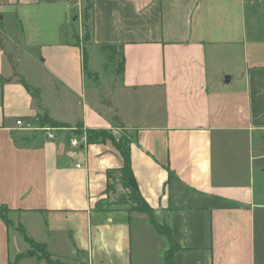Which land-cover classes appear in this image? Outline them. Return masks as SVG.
<instances>
[{
    "label": "crops",
    "instance_id": "crops-1",
    "mask_svg": "<svg viewBox=\"0 0 264 264\" xmlns=\"http://www.w3.org/2000/svg\"><path fill=\"white\" fill-rule=\"evenodd\" d=\"M91 2L92 45L124 57L108 102L87 95L74 37L86 0H0L14 24L0 35V207L13 223L0 218V264H48L18 224L65 264H165L151 217L108 206L119 152L86 144L77 124L133 133L131 169L180 246L174 264H264V0ZM43 111L70 127L48 139L16 125L41 126Z\"/></svg>",
    "mask_w": 264,
    "mask_h": 264
},
{
    "label": "trees",
    "instance_id": "trees-1",
    "mask_svg": "<svg viewBox=\"0 0 264 264\" xmlns=\"http://www.w3.org/2000/svg\"><path fill=\"white\" fill-rule=\"evenodd\" d=\"M91 14H92V2L91 0H86V4L82 12V26L83 28H85V32H86L85 36L83 37V40L85 41L91 39V31H92V25H93L92 20H91ZM76 44L80 45V42L78 39H76ZM102 47H106V48L108 47V48H111L112 50L113 48H115L112 45H102ZM82 53H83V68L85 71L87 61H88V55H87V50L83 47H82ZM116 55L119 58L118 73H121L123 69L124 57H123L120 47ZM20 81L23 84V86L27 89V91L32 95L37 107L40 108L41 107L40 106V90L26 83V81L22 77H20ZM40 121H41V124H40L41 126L49 125L52 127H60V128L70 127L69 125L65 123H61V122L55 121L47 117L45 111H43V114L40 117ZM121 129H122L121 136L116 137L112 133V131L108 128H86L84 130L80 127V124H77L75 135L81 136L82 134H84L86 144L102 143L107 140L111 141V143L117 149V151L119 152L121 156L122 165L119 168L107 170V186H106L105 192L107 193V195H110V193H112V190H113L112 181L113 180L117 181L118 184L121 185L124 191L118 194L116 198H114L110 202V204L126 205L128 206L130 210H136V211L148 214L151 217V221L155 227V230L160 234L166 235L169 239V248L165 251V255H164L165 264H174L173 255L175 251L180 249V246L177 243H175L173 239L171 238L169 226H167L166 224H159L153 220L152 218L153 209L149 206L147 201L141 195V192L138 188L137 182L135 180V177L131 169L130 147L129 146H130V143L134 139V135L129 137L127 136L125 128L121 127ZM102 201L103 200H99L96 203L97 208H99L100 206L104 204ZM7 211H8L7 207L1 206L0 207V218L5 222L6 225L10 226V225H13V223L7 217ZM16 228L29 246L26 254L36 255L38 259H43L48 264H65V263L60 262L59 260H53L51 258V254L46 250L45 244L36 242L32 238L27 236L26 231L23 226L18 224ZM18 257H20V255L17 256V258Z\"/></svg>",
    "mask_w": 264,
    "mask_h": 264
},
{
    "label": "rangeland",
    "instance_id": "rangeland-1",
    "mask_svg": "<svg viewBox=\"0 0 264 264\" xmlns=\"http://www.w3.org/2000/svg\"><path fill=\"white\" fill-rule=\"evenodd\" d=\"M14 27L13 22H11L8 18L6 20L0 22V35L3 36V33L9 34V27ZM85 28L82 26L81 33H75L74 37L75 39H78L80 42V45L87 50L88 55V61L86 65L85 70V78H86V88L87 95L91 97L92 95V86H95L98 88L100 94L102 95V98L104 101H109V87L112 84L113 78H116L118 76V61L119 58L116 55L118 52L117 48H113V50L106 48V47H98L92 45L91 40H83V37L85 36ZM0 36V41L2 42L3 37ZM18 55H23L22 52L18 51ZM9 56L13 57L12 54H9ZM116 128L112 131V133L116 137H120L122 134L121 127L117 124L115 125ZM127 136L131 137L133 133H131L129 130L125 129ZM113 190L112 193H110V198L113 200L116 198V196L120 193H122L124 190L121 187L120 184H118L117 181H112ZM111 205L108 203V206ZM128 207V206H127ZM131 207V206H129Z\"/></svg>",
    "mask_w": 264,
    "mask_h": 264
},
{
    "label": "built area",
    "instance_id": "built-area-1",
    "mask_svg": "<svg viewBox=\"0 0 264 264\" xmlns=\"http://www.w3.org/2000/svg\"><path fill=\"white\" fill-rule=\"evenodd\" d=\"M16 125L19 126V127H25V129H37V130H40V131H43L46 136L48 137V139H54L55 138V131L56 130H59V129H63V128H60V127H52V126H49V125H42V126H37V127H31L30 125H25V123L23 122L22 119H17L16 120ZM70 144L72 146H79L80 144V141L76 138V137H72L70 139ZM77 166H80L81 164L80 163H76Z\"/></svg>",
    "mask_w": 264,
    "mask_h": 264
},
{
    "label": "water",
    "instance_id": "water-1",
    "mask_svg": "<svg viewBox=\"0 0 264 264\" xmlns=\"http://www.w3.org/2000/svg\"><path fill=\"white\" fill-rule=\"evenodd\" d=\"M1 18V15H0ZM75 159H77L78 161H81L83 159V153L82 152H77L75 154Z\"/></svg>",
    "mask_w": 264,
    "mask_h": 264
}]
</instances>
